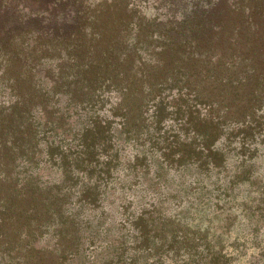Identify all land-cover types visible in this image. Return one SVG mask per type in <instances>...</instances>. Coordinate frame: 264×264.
Listing matches in <instances>:
<instances>
[{
	"label": "trees",
	"instance_id": "1",
	"mask_svg": "<svg viewBox=\"0 0 264 264\" xmlns=\"http://www.w3.org/2000/svg\"><path fill=\"white\" fill-rule=\"evenodd\" d=\"M142 1L0 0V264H87L91 247V264H235L248 245L264 263L262 180L248 231L193 225L200 176L214 212L258 177L264 0ZM188 167L196 186L165 192ZM150 173L152 200L113 220L108 190Z\"/></svg>",
	"mask_w": 264,
	"mask_h": 264
},
{
	"label": "rangeland",
	"instance_id": "2",
	"mask_svg": "<svg viewBox=\"0 0 264 264\" xmlns=\"http://www.w3.org/2000/svg\"><path fill=\"white\" fill-rule=\"evenodd\" d=\"M142 3L143 5H149L152 2L151 0H143ZM145 13L147 14V16H154L155 10L150 6L149 8L145 10ZM238 144L239 143H235L236 146ZM254 148H257V146L250 147L251 149L250 154L254 155L253 163L255 164L253 165L252 169H255V171H257L258 179L257 178L254 179L252 177L251 179L239 181V183L235 186L239 188L237 191L239 193L238 198H236L235 204H233L234 206L231 208L228 207L229 203L226 205L221 200L220 206H223V207L218 209L217 212L213 211V207H212L213 202L210 199H209L210 202L208 200V188L211 187L214 178L213 176L212 177L208 176L207 178L204 175L199 177V172L195 168H192V167L186 168L184 172H181V173L170 171L171 177L169 178L168 183H167L169 186V189L167 188L163 190L169 194L171 190L177 189L180 186V183L185 181L186 185L184 186V190L187 192L190 189H192L193 186H196L195 179L196 177H199V179L202 180V183L199 185H201L202 187H207V189L201 191L202 194L205 195L204 197L205 203H199L198 201H195L196 203L193 209L195 224L193 225L199 224L201 225L202 229H204L206 228V224L210 220V225L213 227V230L215 231L217 236L221 233L220 236L222 237V239H225L228 236V233H230V236L232 235V238H234L237 234L243 233L244 231H248V229L250 228V224L248 223V221L250 219L253 220L252 218L253 208H252V202H251L252 200H249L247 196V195H250L251 187H254L255 189H258V187H261L260 180H262V183H264V145L259 146L260 150L257 149V151ZM134 151L135 150L133 149L132 150L129 149L125 153L123 157V162L125 164L126 163L128 164V162H132V160H134V155L136 153ZM234 164L237 165L236 157L231 158L230 162H228L230 171L235 170ZM153 170H154V165H152V171ZM127 174H128L127 172H124V171L122 172L120 184H124L123 183V180H124V182L128 185L129 180H127V178L130 176H127ZM184 175L186 176V179L182 178V176ZM149 176L152 177V180L151 179L147 180L145 179V177H142V178H138L137 183L132 181V183L129 184L130 189L127 188L126 193L123 192L122 194H120V191H121L120 188H118L117 191H113L111 189L108 190L107 192L108 201L114 202L111 206L113 207L112 212H111V218L113 220L117 222H120V221L123 222V219H124V216L122 215L123 205L127 206L128 204H130V209L135 207L139 210L141 207L142 198H143V201L146 203L152 200L153 198L152 196L155 195L153 194V191H154L153 174L150 173ZM158 187H160V185L155 186V189ZM194 194L198 196V193H194ZM191 197L195 199V197L193 196ZM177 201L178 200L170 199L169 203L173 205ZM239 203L240 204L242 203V206H241L242 209L238 207ZM165 204L167 205V201H165ZM167 206L168 208L170 207L169 204ZM243 209H244V212L242 211ZM39 243L41 244V246H45V247L47 245H51L50 236L41 235L39 237ZM91 248L87 250V254L89 255H87L86 259L84 260V263L91 264L92 263L91 260H94L95 256H96V263H102L103 261H105V258H104L105 252L103 249L102 250L98 249L92 252L93 249ZM253 249L254 248H250L249 245L247 246V248H244L243 251H245V255L238 256L235 264H251L257 261V259L250 257ZM53 257H54L53 255H50V258H53ZM21 261L23 263L29 262L26 258ZM261 264H264V263H261Z\"/></svg>",
	"mask_w": 264,
	"mask_h": 264
}]
</instances>
